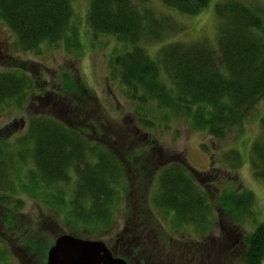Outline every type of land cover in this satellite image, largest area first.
I'll list each match as a JSON object with an SVG mask.
<instances>
[{"label":"trees","instance_id":"obj_1","mask_svg":"<svg viewBox=\"0 0 264 264\" xmlns=\"http://www.w3.org/2000/svg\"><path fill=\"white\" fill-rule=\"evenodd\" d=\"M159 1L181 15L198 13L207 2ZM135 6L133 0H88L85 19L92 35L99 33L113 37L123 44L122 53L113 54L110 60L116 67L114 72L119 78L118 82L126 88L125 94L133 102L140 103H136L140 112L134 106L137 119L136 123L132 122L130 132L136 134L142 130V126L151 125L150 121L141 119L139 115L143 113L142 104L153 102L164 111L161 120L167 122L172 112V116L185 117L193 129H205L213 138L226 136L231 127L239 125L253 105L264 98V17L256 9L237 0L214 3L212 14L216 18V37L215 47H211L206 41L187 44L176 40L163 42L162 31H172L174 25L166 16L155 17L152 11L140 12ZM71 9L72 0H0V21L15 36L17 49L35 52L41 43L55 44L65 38L70 29ZM153 20L161 25L151 27ZM143 34L162 41L153 57L141 43ZM75 39L76 35H73L70 47L75 46ZM15 69L0 71V105L10 101L18 105L22 103L28 83L24 78L26 76L18 75ZM67 75L63 72L59 75L58 85L65 93L57 98V107L61 109L63 105L65 109H73L76 102L74 96L68 94L75 86ZM42 98L46 99L43 95L39 99ZM52 104L55 106V101ZM77 115L67 110L62 117L40 114L28 117L25 134L17 143L31 144L18 151L13 161L9 156L4 159L6 155L1 157L0 153V204L5 205L8 199H12L16 205L21 202L15 196L6 170L9 164L12 167L13 162L17 161L24 165L21 186L24 188L27 183L29 188L26 190L35 200H42L49 207L66 205L65 219L70 224L81 222L87 224V228L97 223L105 225L108 222L110 225L111 204L123 193H128L125 185L127 175H122L123 166L104 145L90 144L93 140L85 134V130L92 126L89 125L92 121L85 122ZM261 126L264 127V114L260 119ZM140 135L147 144L152 138H146L148 134L145 132ZM256 137L250 146L249 169L252 178L264 184V138ZM29 146L30 156L25 162L23 156ZM151 150L157 156L161 153L157 146ZM149 151L145 162L156 167L160 163H151ZM235 152L231 153L229 159L238 161ZM170 154V158L166 157L169 159L166 165L154 171L156 177L151 171L149 176L144 173L139 175L145 179L143 185L139 184L145 192L139 195L151 205L145 206L143 211L148 214L149 211L153 212V207L173 214L175 218L172 216V224L176 226L184 223L193 225L198 219L202 221L211 210L204 192L200 191V183L209 173L192 171V175L186 171L180 159L172 158ZM28 163L31 166H27ZM155 179L157 188L150 192ZM68 183L69 190L61 188ZM116 189L121 192L119 196ZM250 198L248 192L240 195L224 191L217 206L221 212L225 207L245 212ZM13 210H7L9 213L2 215L0 221L8 222ZM133 217L135 221L138 219L136 213ZM251 231L241 240L245 247L241 263L261 264L264 258V218ZM128 233L132 234V231ZM23 243L25 247L21 246L26 248V252L37 250V245L31 239ZM0 254L3 260L2 250ZM44 257L45 254L43 260Z\"/></svg>","mask_w":264,"mask_h":264},{"label":"rangeland","instance_id":"obj_2","mask_svg":"<svg viewBox=\"0 0 264 264\" xmlns=\"http://www.w3.org/2000/svg\"><path fill=\"white\" fill-rule=\"evenodd\" d=\"M133 1L140 12L152 11L155 17L166 16L174 25L175 31H162L163 42L176 40L187 44L206 41L209 46L215 47L216 18L212 14L214 3L227 0H207L206 6L193 15L173 12L161 5L159 0ZM237 1L256 9L255 11L264 17V2L261 0ZM86 8L88 0H72L70 29L65 38L55 44L41 43L35 52L17 49L14 45L15 36L0 21V71L18 68L15 69L16 73L26 76L24 78L26 84L28 83V86L25 84L26 90L21 105L14 101L0 105V153L1 157L6 155L4 159L9 156L13 161L15 154L23 151L30 143H17L25 134L29 116L40 114L62 117L66 115L67 110L76 115L78 113L80 116L77 115V118H82L85 122L92 121L89 123L92 126L85 130V134L93 140L90 144L94 142L104 145L105 149L120 161L124 171L122 175H127L125 185L128 193H123L111 204L110 225L108 222L105 225L97 223L87 228V224L81 222L70 224L65 219L66 205L49 207L42 200H35L29 195L26 190L29 185L25 183L24 188L21 186L23 180L20 178L24 165L14 161L13 166L9 164L6 170L11 178L15 196L19 197L21 202L16 205L12 199H8L5 205L0 204V220L2 215L9 213L7 210L15 209L8 222L0 221V251L4 254L3 260L0 254V264H44L43 254H46L45 251L52 240L62 233L75 232L80 235H76L78 239H99L111 249V238L115 235H127L128 231H132L129 235L137 237L147 234L151 240L155 234L161 236V244L167 245L165 249L172 251L175 256V264H195V258H200L204 246L208 247L200 258L203 264H242L245 247L241 240L264 218V184L261 180L252 178L248 158L250 146L255 142L256 136L264 138V127H260V119L264 114V98L253 105L239 125L232 126L227 135L220 139L208 135L205 129H193L185 117L172 116V112L169 113L167 122L161 120L164 111L153 102L142 104L143 113L139 115L141 119L150 121L151 125L142 126V130L136 134L130 132L132 122L136 123L137 119L134 106L140 103L133 102L125 94L126 88L118 82L119 78L114 72L116 67L110 60L113 54L122 53L123 44L113 37L99 33L92 35L85 21ZM159 25V21L153 20L151 27ZM73 35H76V44L70 47ZM146 36L143 34L140 37L141 43L153 57L162 41L158 42L157 39ZM61 72L68 74L75 86L72 92L68 91L76 101L73 109H65V105L62 106L63 109L57 107V98L65 94L58 85ZM42 95L46 99L40 100ZM54 101L55 106L52 104ZM135 107L140 112L137 105ZM141 132L148 134L146 138L152 137L148 144L141 140L142 135L138 136ZM121 137L122 139H119ZM30 146L23 156L25 162L29 160ZM155 146L159 147L161 152L158 156L151 150ZM148 151L152 158L151 163H160L156 167L146 164L145 156ZM233 152L238 154V161L229 159ZM169 154L172 158L180 159L186 171L192 175V171L209 173L206 174L205 180L197 182L200 183V191L204 192L211 210L205 219H198L193 225L184 223L182 226H176L172 224V216L175 218L173 214L153 207L154 213L149 211V214L147 211V214L143 211L145 206L151 205L139 195L145 192L140 186L143 185L142 182L145 183V179L139 175L144 173L149 176L151 171L156 177L157 173L154 171H158L159 166L166 165L169 160L166 157L170 158ZM27 166L31 164L28 163ZM156 182V179L153 180L150 192L156 190ZM68 184L62 185L61 188L69 190L70 183ZM224 191L240 195L250 193L251 201L245 212L242 211L244 214L240 209L233 211L225 207L224 212L218 209V199L222 198ZM117 193L119 196L121 192ZM135 213L138 216L136 221L133 217ZM30 239L37 245V250L26 252V248L21 245L25 247L23 241ZM161 249L163 248L159 245L153 248L151 257L154 258ZM260 262L264 264V258Z\"/></svg>","mask_w":264,"mask_h":264},{"label":"water","instance_id":"obj_3","mask_svg":"<svg viewBox=\"0 0 264 264\" xmlns=\"http://www.w3.org/2000/svg\"><path fill=\"white\" fill-rule=\"evenodd\" d=\"M46 250L45 264H126L121 258L112 257L103 241L77 238L62 233L52 240Z\"/></svg>","mask_w":264,"mask_h":264},{"label":"flooded vegetation","instance_id":"obj_4","mask_svg":"<svg viewBox=\"0 0 264 264\" xmlns=\"http://www.w3.org/2000/svg\"><path fill=\"white\" fill-rule=\"evenodd\" d=\"M147 236V234H141V236L138 235V238L137 235L133 236L127 234L121 237L119 235H115L111 238L113 243L111 249L107 244H105V247L109 249L112 257L121 258V260H124L126 264H175L176 258L172 255V251L165 249L167 245L163 246L161 244V236L155 234V236L153 235L152 240L150 239V236L149 238ZM157 245L161 246L163 249H161V251L156 256H153L154 258H152L151 250L156 248ZM207 247L204 246V252L207 250ZM203 253H201L199 256L200 258ZM165 257L166 259H164ZM200 258H195V264L204 263ZM192 260H194L193 256Z\"/></svg>","mask_w":264,"mask_h":264}]
</instances>
